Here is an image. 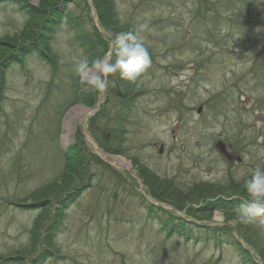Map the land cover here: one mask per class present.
I'll return each mask as SVG.
<instances>
[{"label":"rangeland","instance_id":"rangeland-1","mask_svg":"<svg viewBox=\"0 0 264 264\" xmlns=\"http://www.w3.org/2000/svg\"><path fill=\"white\" fill-rule=\"evenodd\" d=\"M226 1L114 0L120 25L130 32L144 27L136 34L144 40L151 66L133 82L134 102L123 103L124 109L112 92L118 87L94 89L96 102L88 108L100 107L88 122L76 121L65 143L68 111L88 105L79 101L70 106L74 94L90 89L80 80L75 85L72 78L73 65L84 60L75 32L62 21L54 40L59 66L54 74L33 55L10 70L0 97V180L11 173L0 182V264H18L9 258L31 245L30 229L42 212L32 199L25 201L30 205L19 207L6 201L58 177L62 154L74 150L99 158L91 183L86 181L65 208L50 243L23 264H264L259 252H264V227L241 222V202L224 206L232 219H226L221 209L201 219V214L189 212L200 201L188 204L184 212L177 201L162 200L170 199L166 194L152 198L130 160L173 184L183 196L209 183L223 192L214 199L250 198L247 190L242 196L232 192L244 185L252 169L264 170V0H244L243 7L231 8L238 12L232 20L225 11L223 17L208 16L212 10H206L204 2ZM30 2L38 6V0ZM86 2L92 26L110 46L117 32L101 27L92 0ZM70 9L71 14L78 13L75 6ZM24 20L17 7L0 3V35L14 33ZM103 104L114 116L107 123L95 122L93 128L122 130L126 142L120 151L130 169L116 166L94 145L90 120ZM163 211L210 225L214 233L220 229L228 233L218 243L207 239L203 229L200 233L196 228L188 239L168 233L160 217ZM238 244L247 255L239 252Z\"/></svg>","mask_w":264,"mask_h":264},{"label":"trees","instance_id":"trees-1","mask_svg":"<svg viewBox=\"0 0 264 264\" xmlns=\"http://www.w3.org/2000/svg\"><path fill=\"white\" fill-rule=\"evenodd\" d=\"M9 1L22 2L21 9L25 20L22 26L14 33L4 32L0 35V97L2 96L10 70L16 65H22L25 62V59L31 55H37L42 61L48 64L52 74L58 70V54L54 47V40L63 20H65L68 27L75 32L77 45L82 49L83 54L91 55L92 59H89V63L98 57L104 56L109 50L108 42L102 37L98 28L92 26L86 0H38V6L32 5V3L29 2L30 0H0V3ZM92 3L101 27L109 31L114 30L117 33L130 32L126 26L124 27L122 24L120 25L114 12V0H92ZM203 5L206 7V10H210V12L212 10V13L208 16L223 17L221 12L224 13L225 11V14H227L226 18L232 20L231 16H237L238 14L237 10L234 9L243 7L244 0H227L221 5H218V3L210 4L204 2ZM71 6L76 7L78 10L77 14H71ZM252 6V3H249L247 10L251 12ZM203 16H205V14ZM227 16H230L231 18ZM7 18L9 19L10 17ZM47 25L50 26L47 27ZM73 67H76V64L73 65ZM71 74L75 81V85L78 84L79 77L75 72V68H72ZM117 77L120 78V76ZM120 80L123 82V85L127 87L125 91L112 90L111 85H109V87L112 92H115V97L118 99L117 105L119 106V104H121V108L124 109L123 103L129 101L127 96L133 94V82L121 78ZM93 90L94 89L90 88L87 92H82V102L88 104L90 107H93L96 102V98L92 94ZM123 96H126V98ZM75 103H77V100L74 97L72 105ZM103 107L104 109L98 112L97 116H94L90 120L91 132L101 146H104V148H111L110 145L114 139L107 136L105 133L97 134V131L95 130L96 128H93L95 122L104 121V114H108L106 105ZM105 120L107 123L108 118ZM3 137L7 140L9 138L8 133H5ZM121 137L115 139H119L122 143ZM114 150L120 153V147L109 149L110 152ZM62 161V172L58 177L53 178V180L39 188L37 191H33L17 200L6 201L8 204L12 203L18 207L27 199H32L34 202L40 204L45 203L44 206L41 205L42 212H40V214L33 220L29 241L31 242V245L25 250L15 251L9 258L14 260V262H18V264H23V260L28 259L27 256L30 257V255L39 253L41 246H44L45 243H50V238L52 237L51 234L57 229L63 212L65 208L68 207L67 204L72 202L79 194V189L84 186L86 181L91 183L90 180L92 179L93 171L86 165L87 161L82 151L74 150L73 152L71 151L70 153L67 152L66 154H62ZM133 163L135 166L138 165L136 160H133ZM143 172L147 173L148 177ZM10 175L11 173L7 172L0 182L5 183ZM140 176L143 182H145L148 191L156 198H161L160 195L162 196L166 194L170 199L162 198V200H170L169 202L172 204L177 201L179 207L182 209L192 202L200 201L201 206H195V208H193L195 210H189V212L194 216H199L201 214V219L210 218L214 208H223L218 204L223 200H218L216 203L210 201L216 194H221L223 192L209 183L195 186L190 190L189 195L183 196L181 195L180 190L174 188L173 184L166 180H161V178L156 176L155 173L150 172L148 169L143 168ZM245 184L246 182H244L242 187L239 186L238 189L233 190L232 193L242 196V193L247 190ZM155 192H158L159 194H156ZM50 200L54 201L55 205H58V210L49 212L53 205L49 202ZM235 201L239 202L238 199H235ZM217 205L219 207H217ZM189 206H191V204ZM160 209L164 208L160 207ZM153 210L154 209L150 212H153ZM223 213L226 216V219H232L229 217L231 214L229 215L226 210H224ZM160 217L163 221V226L168 228V233L171 232L172 234L176 232L179 235L187 236V239L191 238V232L193 230L195 231L196 228L199 229L200 233H202L201 229L205 230V237L207 239L213 237L217 243L222 241V234L228 233L227 229H220L214 233L216 230L211 226L197 225L194 222L187 223L188 221L184 218H178L172 214L168 215L165 211L162 212V216ZM185 231L187 232L185 233ZM195 239H198V237ZM236 247L241 254H248L246 249L240 247L239 244ZM259 252L261 253V258L264 259V252L261 250H259ZM253 264L257 263L253 262Z\"/></svg>","mask_w":264,"mask_h":264},{"label":"clouds","instance_id":"clouds-1","mask_svg":"<svg viewBox=\"0 0 264 264\" xmlns=\"http://www.w3.org/2000/svg\"><path fill=\"white\" fill-rule=\"evenodd\" d=\"M143 30L144 27L140 26L134 32L115 33L111 36V52L108 55L98 57L91 63L79 61L75 72L80 83L103 92L109 86L108 78L114 74L118 73L121 79L129 82L140 77L151 66L144 40L136 34ZM246 189L250 198L239 206L241 222L264 227V170H251Z\"/></svg>","mask_w":264,"mask_h":264},{"label":"bare ground","instance_id":"bare-ground-1","mask_svg":"<svg viewBox=\"0 0 264 264\" xmlns=\"http://www.w3.org/2000/svg\"><path fill=\"white\" fill-rule=\"evenodd\" d=\"M6 3L7 4L9 3V4L14 5L15 7L18 8V11L22 13V9H21L22 2L9 1V2H5V4ZM22 16H24L23 13H22ZM49 26L50 25H47V27H49ZM35 56L37 58H39L37 55H35ZM82 58L84 60H87V61H89L90 58L92 59L91 55H85L83 53H82ZM108 79L110 81L109 84L114 89H116L118 87L117 90H120L121 89L120 86H123V82L117 76L116 77L115 76H110ZM134 93L136 94V91ZM74 95H75V98H76L77 102L82 101V99H81L83 97L82 91H77ZM131 95H133V94H129L127 96L128 99H129V101H127V102H129V103L132 104L134 102V99L131 97ZM97 110H98V105H96L94 108H88V105L85 107V106H83V104L82 105L79 104V105L71 108V110L68 111L67 116H66V119H65V122H64V131H65V134L63 135V139H62L63 142L64 143L65 142H68V137H70L74 133L75 127L78 124L76 121L82 120L84 122L85 121L88 122L89 116L92 115ZM98 112H100V111H98ZM98 112L96 114H98ZM107 112H108V114H104V120L107 119L108 117L114 116V114H112V112H110L109 109H107ZM108 120H109V118H108ZM119 125H123V124L120 123ZM96 131H97V134H103V133H105L107 136H109L112 139H114V140H112L113 147H122L123 146L122 143L126 142V140H124L125 137H121V135L119 134L120 131H122V130L112 129L111 127H108L107 128V126H106L105 128H103V130H102V127L100 129L99 128H96ZM118 137H121L122 138V143L120 142L119 139H115V138H118ZM94 145L97 147V149H98V151L100 153L106 155L107 159H109L116 166L121 167V168H124V169H130L131 168L130 162H128V160L126 158L122 157V153H121L122 151H120V153L119 152H116L115 150L110 152L109 149L113 148L110 144H108V145H110L111 148H104V146H101L97 140H96V142H94ZM100 148L103 151H105V152H103L102 150H100ZM82 152H83L84 157L86 158V161H87V164L86 165L87 166H89L91 169H93V167L95 165H99L98 164V160H97V159H99L98 157H96L97 158L96 159L94 155L88 154L85 151H82ZM108 153L109 154H112V155H108ZM123 155H124V153H123ZM130 160L133 162V160H135V159H133V158L130 157ZM134 167L137 168L136 170H137V172L139 174H141V171L144 168L141 165H136V166L134 165ZM143 173L148 177V174L147 173H145V172H143ZM149 194L151 195L152 198H156L151 192H149ZM49 202L51 204H53L51 207L54 208L55 202L54 201H51V200ZM44 204L45 203H41L40 204L38 202H35V204H33V205H37L36 207L41 210V208H42V206H44ZM68 204H67V206H68ZM23 205L24 206H28L30 204H25V201H23L21 206H23ZM56 206H58V205L56 204ZM195 206L196 207H199L200 204L199 205H195ZM181 210L184 211V209H182V208H181Z\"/></svg>","mask_w":264,"mask_h":264},{"label":"water","instance_id":"water-1","mask_svg":"<svg viewBox=\"0 0 264 264\" xmlns=\"http://www.w3.org/2000/svg\"><path fill=\"white\" fill-rule=\"evenodd\" d=\"M198 111H201V107L198 108Z\"/></svg>","mask_w":264,"mask_h":264}]
</instances>
